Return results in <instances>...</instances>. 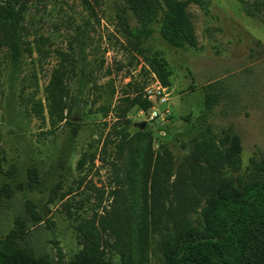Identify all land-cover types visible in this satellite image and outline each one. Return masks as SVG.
I'll return each instance as SVG.
<instances>
[{
	"label": "rangeland",
	"instance_id": "374dc122",
	"mask_svg": "<svg viewBox=\"0 0 264 264\" xmlns=\"http://www.w3.org/2000/svg\"><path fill=\"white\" fill-rule=\"evenodd\" d=\"M89 2L28 0L23 39L43 51H25L14 63L0 48V240L11 236L53 260L58 249L68 260L81 247V227L102 228L126 201L137 206L140 178H125L122 167L129 166V145L138 129L152 134L153 155L168 157L166 208L193 224L205 201L199 182L207 176L206 162L194 150L201 137L211 136L223 149L232 135L238 137L237 159L224 165L221 176L237 181L264 167V21L247 13L253 0L189 3L196 47L169 44L157 28L137 40L118 16L125 0ZM59 51L74 65L68 91L72 123L52 124L44 87ZM142 52L162 55L170 70L169 99L160 105L168 109L165 120L146 119L147 108L138 105L123 113L122 96L143 94L158 77ZM39 101L43 115L34 109ZM121 130L129 144L119 145ZM131 166L130 174L138 175ZM151 204L149 199V209ZM160 229L162 223H152L144 244L149 263L159 256ZM109 230H100V242L118 261L119 253L103 242L114 240Z\"/></svg>",
	"mask_w": 264,
	"mask_h": 264
},
{
	"label": "trees",
	"instance_id": "16d2710c",
	"mask_svg": "<svg viewBox=\"0 0 264 264\" xmlns=\"http://www.w3.org/2000/svg\"><path fill=\"white\" fill-rule=\"evenodd\" d=\"M84 1L90 5L89 0ZM209 1L125 0V8L118 16L127 34L137 40L157 28L169 44L196 47L197 36L188 5L194 2L207 7ZM28 8V0H0V48L7 49L14 63L25 51H43L23 39ZM246 11L250 15L262 16L264 21V0H253L252 6ZM59 53L61 59L52 69L44 87L45 106L52 124L61 121L72 123L68 111L73 104L68 98V91L74 65L66 52ZM143 57L161 82L169 84L170 70L166 59L157 53H143ZM213 97L210 93L208 101ZM122 100L125 102L123 113L135 105L143 109L151 105L141 92L125 94ZM110 103L102 106L104 112L109 109ZM34 109L38 115H43L42 102L39 101ZM120 133L119 145H126L127 141L129 144V138L123 139L127 133L124 130ZM229 142L230 145L223 149L210 136L201 137L195 144L196 156L204 157L206 165L202 169L207 174L199 182L205 201L200 209L201 219L196 223L186 220V215L166 208L165 201L170 194L166 182L170 176L169 168L166 167L168 157L159 152L153 155L152 134L138 129L129 145V166L122 167V176L125 178H140L135 208L126 201L117 215L104 220L102 228L88 225L81 227V247L68 260L64 259L60 249L53 260L45 254H34L20 246L13 237L7 236L0 240V264H264V167L258 174L249 178L239 177L237 181L232 177L221 176L219 173L224 165L229 161L234 163L240 151L236 135H232ZM133 149L138 160L133 158ZM83 157L78 159V163L83 162ZM2 158L0 150V170ZM131 163L137 167L138 175L132 176L133 172L130 174L131 169L135 170ZM113 164L116 166V163ZM172 186L174 191L176 183ZM149 199L150 202L152 200L150 209ZM152 223H162V229L157 242L159 256L155 262L149 263L150 257L144 244ZM107 226L114 240L104 238L103 242L108 249L114 248L119 253L118 261L106 254L105 246L100 242V230H106Z\"/></svg>",
	"mask_w": 264,
	"mask_h": 264
},
{
	"label": "built area",
	"instance_id": "2783aa9c",
	"mask_svg": "<svg viewBox=\"0 0 264 264\" xmlns=\"http://www.w3.org/2000/svg\"><path fill=\"white\" fill-rule=\"evenodd\" d=\"M169 94L168 85L163 84L156 76L153 81L144 87L143 96L151 102V105L146 109V119H166L168 109L167 107H160V105L167 103ZM142 111H144V109Z\"/></svg>",
	"mask_w": 264,
	"mask_h": 264
},
{
	"label": "water",
	"instance_id": "95a60500",
	"mask_svg": "<svg viewBox=\"0 0 264 264\" xmlns=\"http://www.w3.org/2000/svg\"><path fill=\"white\" fill-rule=\"evenodd\" d=\"M144 125H145V121H142V122H139V123H138V126H139L140 128H143Z\"/></svg>",
	"mask_w": 264,
	"mask_h": 264
}]
</instances>
